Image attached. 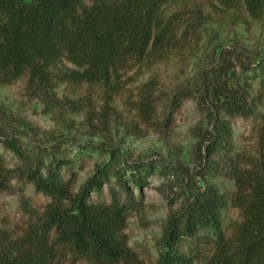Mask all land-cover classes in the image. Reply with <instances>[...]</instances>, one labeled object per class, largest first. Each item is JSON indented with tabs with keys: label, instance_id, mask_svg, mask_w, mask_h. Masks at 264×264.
Listing matches in <instances>:
<instances>
[{
	"label": "trees",
	"instance_id": "1",
	"mask_svg": "<svg viewBox=\"0 0 264 264\" xmlns=\"http://www.w3.org/2000/svg\"><path fill=\"white\" fill-rule=\"evenodd\" d=\"M184 1L0 0V85L25 77V89L33 97L47 96L58 82L101 86L108 105L123 70L151 57L162 59L190 28L194 31L210 17L199 4L189 13H165L169 3ZM208 6L216 15L243 8L250 19L264 22V0H208ZM154 87L151 80L144 83L134 104L147 125L169 129L185 99L204 107L210 99L213 134L205 149L207 155L217 148L230 155L234 181L231 193L208 184L168 219L156 264H264V158L239 164L231 155L233 119L260 118L264 134V51L244 54L223 48L197 89L164 99L167 110L161 121L156 112L162 100ZM0 146L18 160L10 167L0 152V192L18 194L24 217L12 224L0 216V264H147L128 245L124 230L137 204L116 165H97L76 188L74 160L38 162L1 120ZM150 168L133 163L130 181L143 183L141 170ZM111 175L117 187L110 184ZM24 181L47 198L43 205L15 184ZM101 184H109L108 197L99 192ZM93 192L96 198H91ZM229 205L241 219L231 222L226 235L222 213ZM194 240L196 247L199 242L209 249L183 253L181 244Z\"/></svg>",
	"mask_w": 264,
	"mask_h": 264
},
{
	"label": "rangeland",
	"instance_id": "2",
	"mask_svg": "<svg viewBox=\"0 0 264 264\" xmlns=\"http://www.w3.org/2000/svg\"><path fill=\"white\" fill-rule=\"evenodd\" d=\"M193 4L210 14L207 21L193 27L194 31L190 28L162 59L151 57L123 70L118 91L111 94L108 105L101 86L58 82L47 96L33 97L25 89V77L0 85V120L14 130L38 162L46 165L64 158L74 160L76 188L95 172L97 165H116L125 173L127 190L137 205L129 211L124 232L130 248L147 264H156L164 249L168 219L178 214L197 191L213 184L231 193L234 181L229 176L230 155L219 148L207 155L205 149L213 134L210 99H205V107L194 98L185 99L167 129L147 125L141 118L134 107L140 87L149 80L153 82L162 100L156 112L161 121L167 110L164 99L182 90L197 89L206 72L219 61L223 48L235 47L244 54L264 51V22L250 19L243 8L216 15L210 11L208 0H186L169 3L165 13H189ZM185 22L188 20L182 23V29ZM194 94L197 96L198 92ZM231 129V155L237 156L239 164L250 157L264 158L260 118H235ZM0 152L8 166L18 162L1 146ZM133 163L152 166L146 172L141 170L143 183L130 181ZM115 180L111 175L110 184L117 187ZM15 184L36 205L46 202L47 198L28 181ZM108 188L109 184H101L99 192L103 198L108 197ZM95 194L91 193V198H96ZM0 216L12 224L22 222L17 193L0 192ZM222 217L223 229L229 235L231 222L241 219L239 211L229 205ZM197 244L198 247L195 240L186 241L180 249L194 255L198 249L199 253L209 249L207 244Z\"/></svg>",
	"mask_w": 264,
	"mask_h": 264
}]
</instances>
